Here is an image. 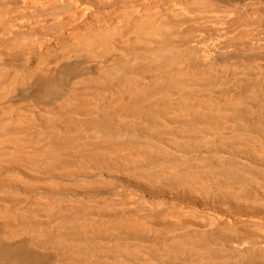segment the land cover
Here are the masks:
<instances>
[{
	"label": "bare ground",
	"instance_id": "bare-ground-1",
	"mask_svg": "<svg viewBox=\"0 0 264 264\" xmlns=\"http://www.w3.org/2000/svg\"><path fill=\"white\" fill-rule=\"evenodd\" d=\"M0 264H264V0H0Z\"/></svg>",
	"mask_w": 264,
	"mask_h": 264
}]
</instances>
